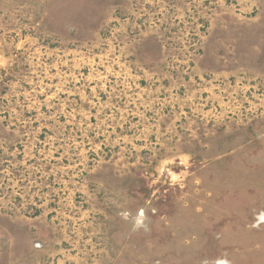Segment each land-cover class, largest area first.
I'll return each mask as SVG.
<instances>
[{"label": "rangeland", "instance_id": "rangeland-1", "mask_svg": "<svg viewBox=\"0 0 264 264\" xmlns=\"http://www.w3.org/2000/svg\"><path fill=\"white\" fill-rule=\"evenodd\" d=\"M261 213L264 0H0V264H264Z\"/></svg>", "mask_w": 264, "mask_h": 264}, {"label": "clouds", "instance_id": "clouds-1", "mask_svg": "<svg viewBox=\"0 0 264 264\" xmlns=\"http://www.w3.org/2000/svg\"><path fill=\"white\" fill-rule=\"evenodd\" d=\"M123 215L125 219L129 218V213L125 212ZM260 219L264 220V213H261ZM141 228H144L146 231L148 230V226L145 223L143 210H140L138 214L133 218V230H139ZM205 264H207V262H205ZM215 264H231V262L227 259H219L215 262Z\"/></svg>", "mask_w": 264, "mask_h": 264}]
</instances>
